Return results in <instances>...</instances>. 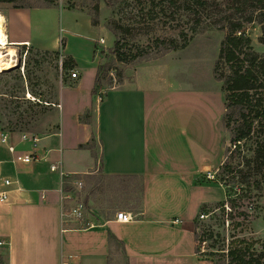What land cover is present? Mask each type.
<instances>
[{"label":"crops","instance_id":"crops-1","mask_svg":"<svg viewBox=\"0 0 264 264\" xmlns=\"http://www.w3.org/2000/svg\"><path fill=\"white\" fill-rule=\"evenodd\" d=\"M0 14L13 48L35 46L73 58V69L79 76L82 69L91 70L95 85L97 32L90 20L56 6H11ZM61 16L66 25L57 26L59 17L62 24ZM76 80L72 89L78 91L81 81L72 78V82ZM141 82L113 87L98 101L93 98V85L89 101L72 114L75 132L83 130L84 136H77L69 146L65 147L62 140V110L60 130L37 136L36 144L12 132L7 133L6 141L0 139V191L5 189L4 178L15 180L22 173L27 176L19 185L13 184L9 200L0 203L3 264H61L70 256L71 264H119L120 256L124 264H214L197 250L194 220L203 204L222 199L220 186L203 177L212 171L214 179L213 173L223 162L222 99H215L218 112L213 123L220 139L217 145L211 141L208 147L190 131L187 120L180 123L179 112L184 117L187 114V93L181 96L174 89L165 90L156 81L152 82L154 86ZM59 99L63 109L61 94ZM94 101L93 124L81 122ZM92 128L100 146L97 155L92 148L80 147L90 141ZM9 146H14L13 152ZM32 153L46 155L47 159L14 163L18 155ZM85 153L91 163L75 166L73 161ZM57 162L74 177L101 175V183L107 184L110 193L117 183L130 188L139 185V207L132 210L122 206L117 210L131 212L133 221L116 220V211L100 223L90 219L85 222V218L63 223L61 179L50 170V165Z\"/></svg>","mask_w":264,"mask_h":264},{"label":"rangeland","instance_id":"rangeland-1","mask_svg":"<svg viewBox=\"0 0 264 264\" xmlns=\"http://www.w3.org/2000/svg\"><path fill=\"white\" fill-rule=\"evenodd\" d=\"M186 0H17L15 3L0 1V12L11 6L18 8H35L56 6L66 12L75 11L85 20L96 19V63L101 67V82L96 87L93 98L101 100L105 92L113 87L142 81L145 85H153V81L161 84L165 90L171 88L179 91L187 102V109L179 112L180 123L187 120L190 131L196 138L210 147V142L217 145L219 133L213 128L216 112L215 99H222V148H232V142L224 121L225 93L222 81L215 77L214 67L219 55L221 42L226 31L221 27L225 24L228 14L235 16L237 0H210L208 6L201 10V23L198 32L192 34L197 27L194 15L190 13ZM61 8V9H60ZM75 14V13H73ZM199 14V15H200ZM67 18V17H65ZM58 18L57 26L64 24L63 17ZM110 27L112 29H110ZM192 36L185 47L166 52L162 40L177 38L180 42L181 31ZM247 33L252 38L254 49L264 53V43L259 41L261 28L258 24L247 25ZM189 36V37H191ZM104 39V42L100 40ZM119 40L121 59L115 55V42ZM16 66L0 71V139L5 133L12 132L15 136L36 135L43 137L60 130V111L64 145L69 146L84 132L76 133L72 114L89 101L90 88L94 85V73L84 70L78 80L81 81L78 91L72 89L71 73L73 68L65 69L60 65V54L56 51L40 49L35 46L16 47ZM63 61L66 57H63ZM87 66V65H86ZM225 70L228 69L225 67ZM141 82V83H142ZM95 87V85H94ZM63 98L64 108L59 99ZM180 96V95H179ZM95 100V101H96ZM94 101V102H95ZM96 101V102H97ZM218 101V100H217ZM84 111L81 122L93 124V113L96 102ZM185 103V102H184ZM180 109V108H179ZM181 110V109H180ZM178 112V111H177ZM93 136L95 138V131ZM1 131L3 133H1ZM264 134V132H263ZM92 152L97 155L100 146L95 139L91 142ZM177 145V144H176ZM91 149V148H90ZM223 156V159H224ZM89 155L82 154L73 161L77 167H85L91 163ZM213 170V169H212ZM211 172L203 176L208 183H216L226 200V193L232 195L233 188L221 184ZM101 175L68 174L65 178L66 188L83 198L89 208L85 222L90 219L102 222L122 208L135 210L141 202L139 185L129 187L117 183L111 191L105 182L101 183ZM83 182L76 188L74 181ZM111 190V189H110ZM257 203L254 207L239 205L231 210L227 202L225 212L216 207L217 202L206 203L208 207L200 209L194 220L196 227L197 250L214 264H223L225 257L222 252L228 249L233 237H244L255 242L253 249L263 250L264 244V188L255 192ZM125 203V204H124ZM124 204V205H123ZM248 210L251 216L244 220L239 212ZM231 214V215H230ZM83 221V220H82ZM238 223L242 225H237ZM79 225L81 223H78ZM114 250L117 247L113 248ZM119 264H124L119 257Z\"/></svg>","mask_w":264,"mask_h":264},{"label":"trees","instance_id":"trees-1","mask_svg":"<svg viewBox=\"0 0 264 264\" xmlns=\"http://www.w3.org/2000/svg\"><path fill=\"white\" fill-rule=\"evenodd\" d=\"M0 1L15 3L17 0ZM209 1L184 2L197 21V27L193 28L191 35L198 32L202 18L200 12L208 6ZM235 3L238 17L237 14H228L225 17V24L221 28L226 34L214 67L216 79L223 83L226 109L224 121L233 145L226 149L223 162L216 171L221 184L231 186L234 192L232 195L226 193L227 199L217 202L216 207L224 212L227 202L231 203V210L239 208V205L254 207L257 203L255 192L264 188V53L260 54L254 49L252 38L247 33V25L258 24L261 28L259 41L264 43V0H237ZM92 22L96 25L98 21L93 18ZM180 33L184 42L177 38L162 40V47L166 52L185 47L192 38L183 30ZM120 51L117 40L114 52L118 59L122 56ZM74 66L73 58L67 57L63 61L65 69ZM101 67L97 70L93 94L101 82ZM94 141L92 136L86 145L80 147L92 148L90 143ZM206 207L208 206L205 203L201 209ZM239 215L246 221L251 216L248 210H241ZM254 246L253 240L249 242L244 237L234 236L228 249L222 252L226 260L223 264H264V244L263 250L253 249ZM0 264H3L1 257Z\"/></svg>","mask_w":264,"mask_h":264},{"label":"built area","instance_id":"built-area-1","mask_svg":"<svg viewBox=\"0 0 264 264\" xmlns=\"http://www.w3.org/2000/svg\"><path fill=\"white\" fill-rule=\"evenodd\" d=\"M101 42H104V39L101 38ZM60 65H61V71L63 67V58L61 56L60 58ZM71 76L73 78H78L79 74L78 71L73 70L71 73ZM3 141H6L7 139V133H5L3 136ZM22 140H32L34 141V144H36L37 141H39V138L36 135H22ZM9 150L11 152L14 151V146H9ZM46 155L42 154H25V155H18L15 160V162H22L25 164H30L34 162H41L46 160ZM50 170L52 172H57L61 179V205H60V215H61V221L63 223H67L71 220H77L82 221L85 218L86 211H88V206L83 198H81L79 195H75L72 190H69V188H66V181L65 178L68 176V172L63 169L61 162L53 163L50 165ZM21 178L26 179V173H22ZM21 178H17L13 180L12 178H4L3 179V185L5 186V189L0 191V203L6 202L9 200V192L10 188L13 184H20ZM74 185L76 188H81L83 186V182L80 179H76L74 181ZM134 217L131 212L127 211H117L116 212V220L120 222H131L133 221ZM2 244V242H0ZM71 256L68 258H63L61 260V264H71L70 262Z\"/></svg>","mask_w":264,"mask_h":264},{"label":"bare ground","instance_id":"bare-ground-1","mask_svg":"<svg viewBox=\"0 0 264 264\" xmlns=\"http://www.w3.org/2000/svg\"><path fill=\"white\" fill-rule=\"evenodd\" d=\"M4 20V16L0 14V71L9 70L16 66V52L7 41Z\"/></svg>","mask_w":264,"mask_h":264}]
</instances>
